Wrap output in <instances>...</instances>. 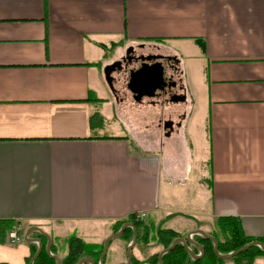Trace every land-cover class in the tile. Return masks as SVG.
Segmentation results:
<instances>
[{"label":"crops","instance_id":"0c3cea01","mask_svg":"<svg viewBox=\"0 0 264 264\" xmlns=\"http://www.w3.org/2000/svg\"><path fill=\"white\" fill-rule=\"evenodd\" d=\"M141 43L176 57L183 102L110 89L104 68ZM139 212L264 233V0H0V263L37 248L8 243L3 222L40 228L60 258L63 236L98 245ZM135 246V264L157 251Z\"/></svg>","mask_w":264,"mask_h":264},{"label":"trees","instance_id":"16d2710c","mask_svg":"<svg viewBox=\"0 0 264 264\" xmlns=\"http://www.w3.org/2000/svg\"><path fill=\"white\" fill-rule=\"evenodd\" d=\"M132 215L133 214L128 216L124 221L117 223L116 226H114L112 232H117L123 223H133L138 233L136 245L140 242L147 245L148 242L144 241L148 239L149 236V234H147L148 230L146 231L145 228L146 225H142L143 220L133 221ZM173 216L174 214L168 215L167 217L171 218ZM12 227L13 223L10 221L3 222L2 224L3 232H7ZM157 231L158 233H160L157 234V241H159V243L163 246V249L167 248L176 238L184 237V235L182 234V236L180 234H173L174 231L171 229H158ZM169 232H171L172 234ZM206 234L213 237L217 241V249L218 253L220 254L230 253L243 247L245 244L251 241H259L264 245V233L257 237L246 235L242 230L240 219L233 216H222L216 218L214 220V227L212 228V230L207 231ZM132 236V229L130 227H126L123 234L120 235V238L127 240V245L131 242ZM192 240L198 243L203 249V254L199 259H193L184 249L183 245L178 243L172 250L162 255V264H227L229 262H232V264H253L254 260L257 257L264 256V252L262 251V249L259 248V246L253 245L247 250L233 255L229 259H222L214 253L213 242L208 238L203 237L199 234H195L192 236ZM41 242L43 248L36 259L33 261V264H57L56 261L49 257L45 252L44 247L46 244V239H42ZM66 244L67 252L62 257H60L62 264H77L83 258H91L94 260L95 264H98V259L103 248V243L98 245H90L85 244L77 237H71L67 239ZM188 246L195 255L199 253L198 248H196L194 245L189 244ZM31 248L33 255L36 251V247L32 246ZM54 250V245L51 243L50 251L55 255ZM32 255L28 258V262L30 261ZM157 257L158 252H155L154 254L149 255L147 259L144 258L143 260L139 261V263L152 264V262H155L156 264H158ZM151 259L153 261H151ZM136 262L137 259L132 256L131 264H135Z\"/></svg>","mask_w":264,"mask_h":264},{"label":"water","instance_id":"95a60500","mask_svg":"<svg viewBox=\"0 0 264 264\" xmlns=\"http://www.w3.org/2000/svg\"><path fill=\"white\" fill-rule=\"evenodd\" d=\"M119 67H120V62H114V63H112V64H110L104 68L105 81L111 90L113 89V84H112L113 78L111 77V73L113 72V70H115L116 68H119ZM163 74H164V67L160 62H154L151 64L143 65L138 70L134 71V73L131 75V77L129 78L128 83H127V88L132 93V98L138 102L144 96L153 97L155 95V89L161 88L162 86H164L165 82H164ZM183 99H184V95H181L180 100H183ZM173 100L175 101V99H173ZM126 227L132 228V231H133L132 240L127 245V248H126V264H131V260H132L131 250H132V248L135 245L136 240H137V231H136L135 226L130 222L124 223L119 228V230L117 232L109 235L104 240L103 248H102L101 254H100L99 259H98V264H103L105 253H106L107 247L109 245V242L113 238L119 237L123 233V231L125 230ZM32 231L39 232L46 239V244L44 247L46 254L49 257H51L52 259H54L57 264H62L60 258L58 256L52 254L50 251V245H51L50 237L47 234H45L40 228H38L36 226H31L28 229H26L24 232V235H23L25 242H27V243L36 242L37 243L36 251L32 255V257L29 261V264H33V261L36 259V257L39 255V253L41 252V250L43 248L42 242L40 241L39 238H30L29 237V234ZM195 234H199V235L206 237L209 240H211L213 242L214 253L219 258H222V259H229L233 255L238 254L240 252H243L253 245L259 246V248H261L262 251L264 252V245L261 242L251 241V242L245 244L243 247H241L237 250H234L230 253L220 254V253H218V249H217V241L213 237L207 235L205 231H203L201 229H195V230L188 232L185 235V237L176 238L175 240H173V242L167 248L162 249L158 253V257H157L158 264H162V255L164 253L172 250L175 247V245L178 243L183 245L184 249L188 252V254L193 259H199L203 254V249L200 247V245L198 243H196L192 240V236ZM188 244L194 245L196 248H198L199 255H194L192 250L189 248ZM83 263L95 264L94 260L91 258H83L77 264H83ZM145 264H149V263H145Z\"/></svg>","mask_w":264,"mask_h":264},{"label":"rangeland","instance_id":"374dc122","mask_svg":"<svg viewBox=\"0 0 264 264\" xmlns=\"http://www.w3.org/2000/svg\"><path fill=\"white\" fill-rule=\"evenodd\" d=\"M155 48L156 47H153L151 45L144 44V43L136 44L135 46L132 47V49H134L136 52H138V51L139 52H143V53L151 52V51L159 52ZM115 73H116V76H117L118 72H115ZM115 78L117 79V81L115 83L118 84V86H119L118 90H121V92H126L125 88L123 87L125 76L123 74H121L119 76V79L117 77H115ZM122 94H124V93H122ZM127 97H129V95H127ZM151 100L152 99H150V98L144 97L142 101L145 103L146 101H151ZM129 102L133 103V101H131L130 99H129ZM126 106L129 108V110H137L139 108V105H134V104H128ZM171 108L174 109V108H180V107L177 106V107H171ZM111 126H113L114 130H117L119 133L120 132L126 133L125 130H124L126 128V126L121 124V123H118L117 120H114L111 123H109V128ZM188 186H189L188 183H185L184 185H180L179 186V189L181 190L180 198H179V202L176 203L178 205V207H181L179 209H191L190 208L191 207L190 204H191L192 200H193V204L194 205L197 204V203H195L196 199H191L190 198L191 191L189 190ZM202 221H200L199 224H202V226L206 228V230H204L205 232L212 230V228L214 227V222H210V221H207L205 219H203ZM142 225H146L145 226L146 231L148 230V232H147V234H149L148 239L144 240V241H146L148 243L146 245V244H143V243L140 242L135 247H137L138 251L141 254H148L149 253L148 250L151 248L150 251H152V247H156V250H157L156 252L159 253L163 249V246L159 243V241H157L158 240L157 239V234H160V233H158L157 230L158 229H169V228L164 227L163 225H165V224L162 221L157 222L156 218L154 220H152L151 222L149 221V223H148V220H146V215H145V217H144V219L142 221ZM190 225H191V223L188 220H185V219H178V220H176V221H174V222H172L170 224H167V226L173 228V229H171V230L174 231L173 234H180V235L181 234L182 235L185 234L187 231H189L191 229H197L198 228L197 225L194 224V223H193V227H191ZM113 228H111L109 230L106 226H101L100 227V232L102 234H100V237H102V236H104L106 234H113V232H112ZM174 229H177V230H174ZM213 230H215V229H213ZM161 232H165V231H161ZM171 232H169V233H171ZM66 237L67 236H63V238L58 240L59 241V245H60V249L61 250H65V251H67V244H66L67 239H66ZM106 238H107V236L105 237V239ZM118 238H120V237H118ZM118 238H113L109 242V245H108L107 250H106V253H107L106 262H108L110 260V258L113 255H115L116 253H118V252H121L122 253L121 257L126 260V258L124 256L125 255L124 252H125L126 249L124 247L123 242H121L120 239H118ZM89 239H93V238H89ZM104 240H103V242H104ZM124 243H127V240L124 241ZM117 248H119V249L117 250ZM126 248H127V246H126ZM147 257H144V258L147 259ZM151 261H153V260L151 259ZM142 262H144V261H142ZM121 264H124V260L121 262ZM138 264H142V263H138ZM152 264H156V263L152 262ZM227 264H232V262H229ZM253 264H264V256L257 257L254 260Z\"/></svg>","mask_w":264,"mask_h":264},{"label":"flooded vegetation","instance_id":"af4514ba","mask_svg":"<svg viewBox=\"0 0 264 264\" xmlns=\"http://www.w3.org/2000/svg\"><path fill=\"white\" fill-rule=\"evenodd\" d=\"M116 62H120V67L116 68L111 73V77L113 78L112 84H115V82L117 81L115 77L119 79V76L123 74L125 76L124 86L126 88H127L128 80L131 77V75L134 73V71L138 70L143 65L151 64L154 62H160L164 67V74H163L164 82H165L164 86H162L161 88H156L155 95L153 97H147V98L152 99V101L153 99H156L157 102H159V99H160L162 103H166V102L167 103H173V102L180 103L185 100V96L183 100H180L181 95H184V94L182 92V86L179 82L180 80H179L178 73H177V63L178 62L175 56H172L170 54L159 53V52L154 53L153 51L145 52V53L139 52V51L136 52L134 49L130 48L124 54V56H122ZM115 72H118L117 76ZM144 97H142L141 100ZM173 99H175V101ZM171 125L172 124L170 123V120H166L162 123V127L165 133L169 134L171 132L172 127L169 128ZM132 234H133V231H132ZM197 255H199V253Z\"/></svg>","mask_w":264,"mask_h":264},{"label":"built area","instance_id":"2783aa9c","mask_svg":"<svg viewBox=\"0 0 264 264\" xmlns=\"http://www.w3.org/2000/svg\"><path fill=\"white\" fill-rule=\"evenodd\" d=\"M145 215L146 214L143 212L134 213L132 215V220L141 221L144 219ZM5 239L8 243H11V244H19V243L25 242L23 235H17V232L14 228H11L6 232Z\"/></svg>","mask_w":264,"mask_h":264}]
</instances>
